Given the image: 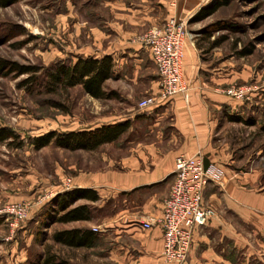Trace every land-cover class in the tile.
Instances as JSON below:
<instances>
[{
	"label": "rangeland",
	"instance_id": "rangeland-1",
	"mask_svg": "<svg viewBox=\"0 0 264 264\" xmlns=\"http://www.w3.org/2000/svg\"><path fill=\"white\" fill-rule=\"evenodd\" d=\"M103 1L17 0L0 7V59L14 66L40 69L39 80L31 89L21 85L26 74L8 71L0 76V127H8L19 136L0 145V264H41L48 252L70 264H119L110 251L113 247L117 250L124 239L116 236L122 229L114 220L121 202L76 200V205H92L91 220L57 223L53 221L56 205L51 202L57 194L51 195L72 186L74 175L118 166L125 152L123 138L93 150H68L53 141L35 149L30 143L32 138L51 130H77L75 116L93 121L94 117L114 113L113 110L115 114L122 112L128 104L123 99L91 97L80 86L48 92L39 85L40 81L44 83L45 72L61 61L59 50L66 44H89L92 28L111 19ZM185 1L187 9L195 1L197 5L181 20L186 21V39L195 46L203 80L212 90L232 100V105H228L232 112L254 121L253 125L232 121L223 129V135L232 147L249 150L254 158V187L262 192L264 0H229L205 17H198L199 11L217 0ZM147 96L150 95L135 97L136 105ZM234 225L247 239L241 257L236 258L237 264H264L261 235L254 234L249 225L241 226L237 221ZM74 227L95 228L98 241L92 247L69 248L52 240L55 231Z\"/></svg>",
	"mask_w": 264,
	"mask_h": 264
},
{
	"label": "crops",
	"instance_id": "crops-1",
	"mask_svg": "<svg viewBox=\"0 0 264 264\" xmlns=\"http://www.w3.org/2000/svg\"><path fill=\"white\" fill-rule=\"evenodd\" d=\"M103 3L111 19L92 28L89 44H66L59 50V58L68 63L78 57L112 58L111 75L102 89L108 94L106 98L123 99L128 104L122 112L115 114L113 110L114 113L94 117L93 121L75 116L76 129L129 121L121 136L105 143H116L122 137L125 152L114 169L74 175L72 186L65 190L90 188L99 195L95 203L121 202L114 220L122 229L116 236L124 239L117 250L113 247L110 251L119 264H170L161 257V229L158 226L142 229L140 222L160 215L173 182L175 158L199 154L204 167L213 173L203 192L204 205L213 210V215L205 225L195 229L184 264H237L236 258L241 257L247 239L236 231L235 221L254 228V234H260L264 243V191L254 187V158L249 150L232 147L223 135L225 126L232 122L228 116L236 114L228 107L232 100L212 90L203 80L195 46L186 39L182 74L186 90L143 110L134 101L135 97L159 93L156 66L137 37L150 28L161 27L172 16L187 18L197 7L196 1L191 9H187L185 0ZM108 82L122 89L109 87ZM263 243L259 245L262 247Z\"/></svg>",
	"mask_w": 264,
	"mask_h": 264
},
{
	"label": "trees",
	"instance_id": "trees-1",
	"mask_svg": "<svg viewBox=\"0 0 264 264\" xmlns=\"http://www.w3.org/2000/svg\"><path fill=\"white\" fill-rule=\"evenodd\" d=\"M17 0H0V7H4ZM229 0H217L213 5L204 7L199 11L198 17L211 15L220 6L228 4ZM0 59V76L7 75L10 71H16L18 75L26 74L21 85L31 89L38 82L37 75L40 70L37 66H14ZM112 58L105 55L101 58L78 57L73 63L63 60L45 72L43 86L48 92H54L58 88L80 86L85 93L94 98H106L108 94L102 89L103 82L111 75ZM9 71V72H8ZM59 107V106H58ZM229 121L241 122L245 125H253L254 121L245 119L240 115L228 116ZM129 127V121H123L111 125H103L88 130H70L58 132L48 131L30 140L35 149L46 146L50 142L68 150H93L102 144L117 139ZM19 136L8 127H0V145L6 141L13 142ZM21 142L18 143L20 145ZM99 199L97 192L90 188H73L57 194L51 202L56 205V214L53 218L57 223H70L89 221L92 218V208L87 203L74 204L76 200L95 202ZM99 238V234L87 227H74L57 230L52 234V240L69 248L92 247ZM41 264H70L67 260L57 259L50 252L43 258Z\"/></svg>",
	"mask_w": 264,
	"mask_h": 264
},
{
	"label": "built area",
	"instance_id": "built-area-1",
	"mask_svg": "<svg viewBox=\"0 0 264 264\" xmlns=\"http://www.w3.org/2000/svg\"><path fill=\"white\" fill-rule=\"evenodd\" d=\"M186 36V21L172 16L161 27L151 28L137 37L136 40L149 51L159 79V98L147 96L141 99L137 103L138 109L169 100L186 90L182 75ZM212 175V171L204 167L199 154L178 155L174 162L173 182L160 215L140 222L142 229L154 226L161 229V256L165 262L183 264L195 229L212 217L213 210L203 202V192Z\"/></svg>",
	"mask_w": 264,
	"mask_h": 264
}]
</instances>
